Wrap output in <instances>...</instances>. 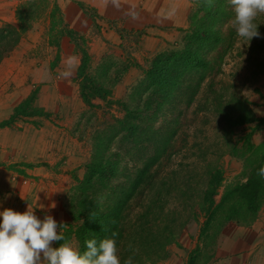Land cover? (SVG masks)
I'll list each match as a JSON object with an SVG mask.
<instances>
[{"label": "rangeland", "instance_id": "1", "mask_svg": "<svg viewBox=\"0 0 264 264\" xmlns=\"http://www.w3.org/2000/svg\"><path fill=\"white\" fill-rule=\"evenodd\" d=\"M221 1L225 2L222 8L225 9V13L229 17L224 18L223 25L213 33L225 39V42L221 43L207 57L208 59L218 58L220 63H217L216 69L205 77L202 84H195L198 91L191 105L180 104L178 109L169 114H162L161 120L156 123L157 127L161 125V133L170 129L167 128L170 123L177 128V133L171 142L172 157L168 168L170 172L172 169L180 172V190L185 188L184 175L189 169H195L194 180L196 182L192 185L195 189L193 209L186 205L177 190L173 191L169 198L172 209H177L181 215L177 225L187 219L188 221L182 231L177 232L176 241L164 248L162 253L164 259L156 264H174L173 260L175 259L179 264H210L217 255L221 256L222 242L227 241L224 236V227L229 223H237L236 220L241 218L240 214L234 216L229 208L225 213L222 211L217 213L216 217L213 216L212 219L209 218L210 213L206 215L201 211L198 191L206 189L208 178L212 172L210 171L211 167L208 169L206 166L215 167L217 165L224 172L225 180L215 197V204L218 205L228 186L242 185L247 182L252 169L258 166L259 159L264 153V15L259 16L256 21L259 24L260 37H254L247 44L236 36L231 27L230 21L234 13L228 0ZM201 2L202 0H183L180 14L175 18L172 13H169L167 25H154L136 32L126 30L111 22L97 23V17L92 15L91 18L94 20L91 33L82 35L69 28L61 9L57 8L51 13V28L47 36L50 41H46V43L42 40L40 48L45 52V55L38 59L48 63V59L51 58V62L61 63L64 56L60 50L62 42L67 37L74 48L76 59L80 62L77 74L74 75L76 78L72 82L78 85V99L72 106L60 105L58 111L40 107L37 102L38 95L48 84V78L41 77L40 80L46 78V83L34 84L35 87H38L32 94L34 100L28 103V99L32 96L22 100L12 110L10 117L0 118V124L11 121L10 125L0 129L13 127L20 129L17 126L18 123L22 125L27 119L36 118V127L38 125L46 126L48 130L52 131L53 138L55 137L54 131L61 132L57 135V143H60L58 144L59 148H62L61 153L64 152L63 149H69V152L64 154L68 157V160L65 159V161L80 158L79 168L74 171V180L64 193L63 203L65 208H69V212L76 206L72 199L75 196L79 197V188L82 187L79 183H83L90 175L88 171L90 163L105 160V149L98 151L96 155L94 152L98 149V140L103 142L106 134L110 132L109 127L116 125L115 119L124 117L125 112L119 103L126 102L133 107H138L143 95V100L146 99L147 93V96L151 95L147 70L154 58L159 55L166 58V54L181 52L191 43L201 48L202 43L197 41L196 31L207 29L210 26V21L206 19L205 13L200 10ZM32 4L35 3H27L21 7L26 19V22L21 25V29L27 30L24 33L25 37L32 30L34 31L35 26L41 27L44 19L48 18L46 17V12H48L46 8H35L36 6ZM28 36L26 39L30 43ZM21 43L14 50L22 47ZM32 48H34V44ZM50 48L57 50V54L50 55ZM84 50L90 58L85 67ZM93 50L94 52L98 51L96 60ZM12 52L7 57H11ZM47 52L48 55H46ZM219 54L220 57H218ZM25 58L28 59L29 56ZM82 67L85 68L83 72ZM48 69L50 79H52L51 84H62L63 74L60 67L49 66ZM83 84L91 87L97 86L96 90L89 92V94H93L89 98L90 105L82 97ZM98 90L104 96V93L109 94L107 101L98 98ZM221 94L224 97L222 105L231 99L232 94L247 100L249 103L246 105L247 112L254 117L252 123L231 128L233 138L230 144L225 147H221L220 143H225V132L230 127L226 124L223 114L220 116L219 111L212 104L213 98ZM25 110L35 116L22 115L21 113ZM179 111L182 114H179ZM6 113L8 111H5L4 115ZM35 124L33 125L35 126ZM63 130L67 133V136L63 137L64 142L61 138ZM126 146H123V152H120L119 144L111 149L114 154L122 153L117 158L113 157L114 162L121 164V168L125 165L128 167L133 165L130 162V157L123 154ZM200 151L203 157L196 156ZM253 151L258 154L254 157L257 158L254 164L248 162L253 156ZM197 173L201 174L200 177H197ZM162 176L165 177V175ZM115 184L119 185L120 182L115 181ZM142 213H144V209L138 205L131 208L132 224H135V220H138ZM69 215L70 221L64 223L63 226L64 235L70 232L73 227L76 229V223L73 221L74 215L71 212ZM195 215L198 220L195 219ZM75 237L74 234H71L68 241L80 249V242ZM204 259H208L207 263L204 262Z\"/></svg>", "mask_w": 264, "mask_h": 264}, {"label": "trees", "instance_id": "2", "mask_svg": "<svg viewBox=\"0 0 264 264\" xmlns=\"http://www.w3.org/2000/svg\"><path fill=\"white\" fill-rule=\"evenodd\" d=\"M224 4V1L214 0V5L208 7L205 0H202L200 10L205 13L210 26L196 31L197 41L202 43L201 48L191 43L181 52L166 54V58L163 55L154 58L147 70L151 95L147 96V93L145 100L143 95L138 107L126 102L119 103L125 115L121 119L116 118V125L109 127L110 132L116 134L112 135L108 132L103 142L98 140V149L94 152L96 155L98 151L105 149V160L90 163L88 166L90 175L83 183H79L82 186L79 188V197L75 196L72 199L76 206L70 209V212L74 215L76 229L73 227L65 237L69 240L71 234H74L80 242L81 251L86 250V240L96 239L99 242L104 238H113L112 233L116 232L118 235L114 239L121 262L132 256L133 264H156L164 259L162 254L164 248L176 241L177 232L180 233L186 225L188 219L177 225L181 215L177 209H172L169 198L172 192L177 190L189 208L195 206V189L192 186L196 183L195 169L186 172L183 180L185 188L180 190V172L173 169L170 172L168 168L172 157L171 142L177 133V128L170 123L167 127L170 129L161 133V125L157 127L156 123H159L162 114H169L178 109L180 104L191 105L198 91L195 84H202L205 77L216 69L217 63H220L218 58L207 57L225 42V39L213 33L223 25L224 18L229 17L222 8ZM18 13L19 28L6 26L0 29V65L21 43L27 31L21 29L23 22H26L22 10ZM204 47L206 49H203ZM83 54L85 67L90 58L85 50ZM84 67L82 72L85 70ZM96 89V85L92 87L87 84L82 85V97L88 105L91 104L89 98L93 95L89 92ZM104 94L105 96L98 90V98L107 101L109 94ZM223 98L222 94L217 95L212 101L219 115L223 114L226 124L230 127L225 132V143H220L221 147L229 145L232 141L231 128L254 121V117L247 112L246 105L249 104L247 100L232 94L231 99L222 105ZM32 100H34L33 96L28 99V103ZM26 110L20 113L28 117L35 116ZM179 114L182 112L179 111ZM10 124L11 121H6L0 124V128ZM116 144H119L120 152H123V146L127 145L123 154L130 157V162L133 163L131 167L125 165L121 168L120 163L114 162L113 157L122 155L111 152ZM257 155L254 152L248 162L256 163L257 158L254 157ZM196 156L203 157V154L200 151ZM262 164H264V153L259 159L258 166L252 169L247 182L228 186L218 205L215 204V197L225 180L224 172L217 165L206 166L208 169L211 167L210 171H212L207 187L205 190H196L200 195V204H198L201 211L206 215L210 213L209 218L212 219L217 213L221 211L225 213L229 208L234 216L240 214L241 219L236 220L238 224L253 223L264 208V179L256 175L257 169ZM197 175L200 177L201 174L197 173ZM115 181H119L120 184L116 185ZM134 202L136 203L132 204ZM134 205L144 209V213L135 220V224H132L130 217ZM195 219L198 220L196 215ZM129 244L136 251L129 250ZM207 261L208 259H204V262Z\"/></svg>", "mask_w": 264, "mask_h": 264}, {"label": "crops", "instance_id": "3", "mask_svg": "<svg viewBox=\"0 0 264 264\" xmlns=\"http://www.w3.org/2000/svg\"><path fill=\"white\" fill-rule=\"evenodd\" d=\"M27 3H35L32 4L35 8H46L48 18L44 19L41 27L35 26L34 31L28 34L30 36L26 35L28 39L30 37V43L23 36L22 47L14 50L11 57H6L0 65L2 119L10 117L22 100L32 96L38 89L34 84L46 83V78L40 80L41 77H47L48 84L38 95L40 107L58 111L60 105L72 106L78 99V85L72 82L80 62L69 39L66 37L62 42L60 52L64 58L61 63H53L51 58L48 63L38 59L45 55L40 48L41 43L50 41L47 36L51 28V13L55 9H61L69 28L82 35L91 33L92 15L97 17V23L111 22L136 32L154 25H167L169 13L175 18L180 14L183 0H0V29L6 26L19 28L18 12ZM31 43L34 44L32 49ZM49 50L50 55L57 54L54 48ZM93 53L95 60L98 59V51L93 50ZM48 65L60 67L62 84H51ZM5 111H8L6 115ZM35 120L30 118L22 125L18 123L20 129H0V211L11 208L24 212L29 204L38 218L51 215L58 224H64L70 221L69 208H65L63 203L64 193L74 180L80 158L65 161L68 157L64 154L69 149H63L61 153L62 148L57 143V135L61 132L54 131L53 138L52 131L46 126L36 127ZM66 136L63 130L61 138ZM223 231L227 238L222 242L223 252L210 264H264V208L250 225L233 222ZM53 246L58 247V242ZM173 263L179 264L176 259Z\"/></svg>", "mask_w": 264, "mask_h": 264}, {"label": "clouds", "instance_id": "4", "mask_svg": "<svg viewBox=\"0 0 264 264\" xmlns=\"http://www.w3.org/2000/svg\"><path fill=\"white\" fill-rule=\"evenodd\" d=\"M233 10L231 27L239 39L249 44L254 37H260L257 18L264 15V0H228ZM208 7L214 0H205ZM264 179V164L256 172ZM51 216L40 219L28 204L24 212L5 208L0 211V264H133L129 256L121 262L118 256L116 232L113 238L85 241L86 250L69 242L63 226ZM54 242H60L54 247ZM129 250L136 251L129 244Z\"/></svg>", "mask_w": 264, "mask_h": 264}]
</instances>
